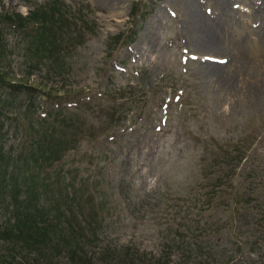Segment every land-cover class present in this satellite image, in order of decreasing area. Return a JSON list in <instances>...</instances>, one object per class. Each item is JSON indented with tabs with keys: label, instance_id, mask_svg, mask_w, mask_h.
Returning <instances> with one entry per match:
<instances>
[{
	"label": "rangeland",
	"instance_id": "1",
	"mask_svg": "<svg viewBox=\"0 0 264 264\" xmlns=\"http://www.w3.org/2000/svg\"><path fill=\"white\" fill-rule=\"evenodd\" d=\"M196 1L202 13L214 6L219 17L213 0ZM227 1L234 12L231 40L245 41L247 55L243 76L224 89L214 80L212 66L201 62L217 57L216 62L229 70L237 65L236 56L228 55L230 44H220L208 55L189 41L181 21V0H0V13L26 15L39 9L48 16L56 10L64 13L59 19L65 15L73 19H66L60 29L62 54L51 51L50 56L42 51L58 34L55 28L40 42L0 24V80H5L0 86V130L9 129L7 147L15 131L24 135L31 121L35 128L44 127L38 123L40 117L51 107L59 110L56 124L65 126L61 131L66 142L57 144L51 158L68 148L60 163L44 171L62 178L53 183L54 191L67 187L84 205L80 206L86 218L77 221L76 230L85 234L88 250L94 252L91 245H97L96 249H140L158 256L163 245L180 243L182 235L177 231L186 230L188 218L202 224L209 221L207 215L216 213L227 218L233 229L239 216L256 209L255 200L244 202L243 192L255 187V195L264 200V79L258 71L261 61L264 68L260 58L264 41L249 26L263 18L264 0ZM255 79L259 92L247 88ZM13 148L12 160L19 165L18 139ZM225 151L231 153L234 165H224L220 173L233 171L227 181L242 198L229 203L239 213L226 205V180L221 197L214 199L215 203L221 199L220 207L206 206V196L200 195L194 206L184 202L180 197L186 196L189 186L191 191L193 184L212 181V171L219 167L206 164L219 161L218 153ZM13 184L11 178L7 199L12 197ZM175 194L181 201L174 199ZM6 210L10 213L0 204V223L9 222ZM29 210L32 219L46 212L45 207ZM75 212L72 205L74 216ZM222 233L224 229L208 238L221 242V250L228 253L235 247L236 235L230 233L227 241ZM4 244L0 241V250L11 264H31L29 257L9 251ZM36 264L75 262L60 255L40 258Z\"/></svg>",
	"mask_w": 264,
	"mask_h": 264
},
{
	"label": "trees",
	"instance_id": "2",
	"mask_svg": "<svg viewBox=\"0 0 264 264\" xmlns=\"http://www.w3.org/2000/svg\"><path fill=\"white\" fill-rule=\"evenodd\" d=\"M38 10L36 9L26 15L16 11L0 13V24L9 26L13 31L18 32L19 35L21 34L20 36L23 38L31 37L40 42L46 41L48 33L55 28L58 34L48 40L49 45L46 52L42 51V55L50 56L51 51L62 54L60 42L63 33L60 29L65 24L66 19H73L68 15H65L66 18L59 19L64 14L62 10V12L53 10L48 13V16H46L47 13L43 11L39 13ZM47 26H49V29H47ZM43 38H46V40L43 41ZM4 82L5 80H0V86ZM23 100L27 101V99ZM31 106L34 108L33 105ZM58 111L51 107L44 117H40L38 123L45 124L44 127L35 128V121H31V126L24 135H21L19 131H15L11 143L7 147L9 129L6 131L0 130V204L2 208H10V213L6 210L10 214L9 222L0 223V241L5 243L6 249L21 253L24 257H29L31 264H36L40 258L51 259L60 255L72 262L74 261L75 264L85 261H89L91 264H98V261L102 264H226V262L234 261L233 264H264V207L260 206L264 205V200L255 195V187L251 189L252 191L243 192L242 196L245 203L255 200L256 205L254 208L256 209L252 212L248 210L242 216H239V221L233 229L228 226L227 218L220 214L207 215L205 221L210 217L209 221L202 224L199 223L200 219H187L185 217L188 220V223H185L186 230L183 232L177 231L178 235H182V238L179 239L180 243L172 241L163 245L158 256L148 255L141 252L140 249L139 251L138 249H96L98 248L97 245H91L95 248L94 252L88 250L86 248L87 242L83 240L85 234L76 230L77 221L84 222L87 213L86 210L82 211L80 199L75 191H69L67 187L64 189L61 187V189L54 191L52 189L53 183L62 181V178L58 174L52 177L51 173L44 171L47 167L53 169L57 161L60 163L68 148L66 146L59 156L51 158L54 156L53 151L57 144L66 142L62 139L64 132L61 131L63 130L61 127L65 126L59 123L56 124ZM3 116L5 118L10 117ZM51 118L52 120H50ZM17 139L19 144L18 155L22 159L19 165H16L12 160L14 158L13 151L15 150L13 143ZM225 155H229V157L225 158ZM218 156L219 161L213 162L212 165L206 164L210 168L219 167L217 172L212 171L214 177H212L210 183L193 184L191 191L189 186V192L184 194L185 197L175 194L174 199L177 197L183 198L184 202L194 206L195 199L206 196V206L220 207L221 199L217 203L214 202V199L221 197V187L225 184V180L227 181V178L233 174V171H228L229 175H222L220 171L224 165L231 168L234 164L230 152H220ZM208 176L209 173L203 175L204 178ZM11 178L14 179L13 192L12 197L7 199ZM60 184L62 185L61 182ZM228 184L229 191L227 194L229 197L226 205L230 206L232 213L236 214L239 213L240 209L232 208L229 200L232 199L238 203L241 201L242 196L235 189L233 183L228 182ZM192 190H195L194 193H192ZM198 191H201L202 194H199ZM197 195L200 196L196 197ZM72 205H74V208L76 207L75 216L71 213ZM52 206L56 208L50 209ZM43 207L46 209L44 216L40 219H32L29 209L34 208L37 210ZM200 210L203 209L200 208ZM191 221L197 222L192 229H190L191 226L187 227ZM30 229H32V232L29 231ZM222 229H224V233L220 237L227 241L231 237L230 233L236 235L235 247L233 246L228 253L221 250V242H215L208 238L212 234L217 235V232ZM187 231H190V234ZM89 253L91 255H88ZM253 254H256V257L252 258ZM0 258H5L0 261V264H11L3 250H0Z\"/></svg>",
	"mask_w": 264,
	"mask_h": 264
},
{
	"label": "bare ground",
	"instance_id": "3",
	"mask_svg": "<svg viewBox=\"0 0 264 264\" xmlns=\"http://www.w3.org/2000/svg\"><path fill=\"white\" fill-rule=\"evenodd\" d=\"M213 1V4L217 8L219 7L220 10L218 18H216L215 7L213 5L212 6L214 7V10L212 9L213 7H211V10L209 9V12L205 11L204 13H202L201 4H199L197 1L194 4L193 0H181V3L184 5V10L181 15V21L184 23L189 41H192L197 49L201 51L204 50L203 52L208 55H212L211 49L218 50L220 44H230L232 50L228 52V55L231 56L233 53L234 58L236 56L237 60V65L232 64L231 66L232 68L234 67V69L225 70L227 66L218 64V62H216L214 58H212L210 62H201L203 64H209V66H212L211 70L214 73V80L217 81L218 86L226 89V85H230V83H233L234 85L236 80H238L237 78H239V76L241 75L243 76L241 67H243V58L246 57L247 51L246 46L244 45L245 41L242 43H236L235 41L231 40V38L233 37H231L229 34V24H233L232 16L234 15V12L231 8H229L228 1ZM263 4L264 2L262 1L261 5L263 6ZM249 15L250 17L254 16V13H250ZM249 26L255 27L256 31L254 33V36L260 37L261 40L264 41V16L260 19V21H256L255 24L249 22ZM242 39L246 40V37L243 36ZM221 48L222 47H220V49ZM257 52L260 51L257 50L256 53ZM260 54V58L264 59V53L260 52ZM215 59H217V57H215ZM261 64L262 61L259 63L258 71L260 72L261 77L264 79V68H260ZM218 68L220 70H218ZM215 76L218 80L215 78ZM220 76L223 78V80H221ZM263 79L261 80V82L263 81ZM255 80H250L249 86L247 88L251 89L252 91L259 92L258 86L260 84L257 82V80Z\"/></svg>",
	"mask_w": 264,
	"mask_h": 264
}]
</instances>
